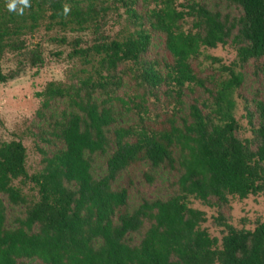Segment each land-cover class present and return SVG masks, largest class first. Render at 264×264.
Here are the masks:
<instances>
[{
    "label": "trees",
    "instance_id": "trees-1",
    "mask_svg": "<svg viewBox=\"0 0 264 264\" xmlns=\"http://www.w3.org/2000/svg\"><path fill=\"white\" fill-rule=\"evenodd\" d=\"M157 1L143 13L138 0H28V6L20 5L17 11H9L8 0H0V57L25 50L26 36L41 27L93 35L85 47L80 38L72 41L71 56L89 66L78 83L51 81L38 93L41 109L62 100L71 109L54 120V135L63 146L52 154L40 149L44 167L29 174L23 142L0 144V264H29L32 258L44 264H264V219L254 229L238 228L219 212L214 218L224 234L219 240L202 227L205 211L187 202L194 197L221 206L230 196L264 195V102H257L255 138L244 140L237 135L235 117V93L243 74L224 66L229 77L209 88L192 66L202 48L231 41L237 49L235 63L263 59L264 71V0H224L238 15L196 0L188 2V10L179 9L176 0ZM120 8L125 24L111 36L105 26L110 13ZM187 17L192 18L190 30L183 28ZM155 34L165 36L169 60L144 59ZM41 62L38 53L30 58L33 66ZM128 63L141 86L152 91L165 87V95L175 102L167 127L115 126L111 103L122 84L116 73ZM24 68L22 61L10 71L0 67V82L15 79ZM191 86L204 88L208 96L187 104ZM100 91L107 95L101 101L96 98ZM110 149L114 151L107 173L98 178L93 155ZM140 160L151 168H179L174 182L178 193L166 199L144 198L130 209L134 182L117 186L116 181ZM146 177L154 181L151 173ZM17 179L33 182L37 199L15 185ZM1 195L25 206L14 227L7 225ZM130 233H141V240L135 243Z\"/></svg>",
    "mask_w": 264,
    "mask_h": 264
},
{
    "label": "rangeland",
    "instance_id": "rangeland-1",
    "mask_svg": "<svg viewBox=\"0 0 264 264\" xmlns=\"http://www.w3.org/2000/svg\"><path fill=\"white\" fill-rule=\"evenodd\" d=\"M191 0H176L179 9L188 10L186 5ZM209 4L213 9L218 8L223 13L238 15L240 12L235 6H228L224 0H196ZM157 0H138L140 12H146L157 6ZM124 8L112 11L109 16L105 33L114 36L125 24L126 14ZM192 18L187 17L183 28L190 30ZM91 32H63L61 30H47L41 27L36 32L26 36L27 48L22 52H6L0 57V67L5 71L17 68L20 61L24 64L21 75L6 83L0 82V144L11 140H21L27 149V170L29 174L41 171L44 167L40 149L48 154L54 153L63 143L54 135L55 119L62 118V111L71 109L65 100L59 101L48 110L41 109L43 97L38 93L45 90L49 82L78 83V78L84 76V69L89 68L82 60L72 57V41L76 38L83 40L85 47L91 44ZM87 41V42H85ZM165 36L155 34L152 44L144 59L169 60L170 56L164 49ZM38 53L42 62L37 65L30 64V58ZM237 49L231 41L216 48H202L200 53L192 60L194 71L205 81L207 87L212 88L222 79L229 77L224 66H232L236 72L244 77L242 86L235 93V117L239 128L237 135L242 139L251 140L255 137V128L260 123L257 111V102H264V71L263 59H251L246 64L235 63ZM236 64V65H235ZM131 63L121 65L116 75L122 78L121 86L113 92L117 97L113 106L117 123L116 127L125 126L140 129L146 127L150 130H160L168 126V119L174 111L175 102L162 91H152L149 87L141 86L135 79L131 70ZM193 90L186 91L185 100L189 104L194 97H207V91L202 87L191 86ZM102 91L96 94L101 101L106 98ZM144 100V101H143ZM143 102V103H142ZM112 133H110L111 135ZM114 149L106 153L93 155L94 175L98 178L107 173V162ZM151 173L154 181L149 182L146 174ZM180 175V169H171L160 166L151 168L149 162L140 160L125 169L116 181L117 186H127L133 181L129 192V208L137 207L144 198L166 199L178 193V186L174 182ZM14 184L20 186L23 192L32 200L37 199L38 191L33 182L17 179ZM7 206L9 227L15 226V219L24 216V205H13L9 199L1 195ZM189 206L205 211L207 221L202 224L209 233L219 240L223 238L222 228L215 223V216L222 212L227 219L238 228L254 229L258 222L264 219V195H249L241 199L230 196L227 204L210 206L201 200L189 197ZM133 241L139 242L141 233H130ZM29 264H44L38 258L27 260Z\"/></svg>",
    "mask_w": 264,
    "mask_h": 264
},
{
    "label": "clouds",
    "instance_id": "clouds-1",
    "mask_svg": "<svg viewBox=\"0 0 264 264\" xmlns=\"http://www.w3.org/2000/svg\"><path fill=\"white\" fill-rule=\"evenodd\" d=\"M23 5L25 7L28 6V0H8L7 2V8L9 9V11H17L18 6ZM20 14L23 13V8H19ZM65 13H67L69 11V9L67 7H65L64 9Z\"/></svg>",
    "mask_w": 264,
    "mask_h": 264
}]
</instances>
